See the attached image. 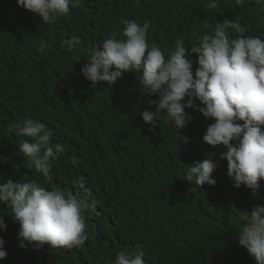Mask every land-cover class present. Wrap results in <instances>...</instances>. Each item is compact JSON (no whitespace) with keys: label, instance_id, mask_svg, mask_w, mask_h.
<instances>
[{"label":"trees","instance_id":"16d2710c","mask_svg":"<svg viewBox=\"0 0 264 264\" xmlns=\"http://www.w3.org/2000/svg\"><path fill=\"white\" fill-rule=\"evenodd\" d=\"M205 5L206 0H81L67 16L46 24L17 0H0V183L36 181L83 198L74 181L84 177L97 201L84 210L87 241L71 249L19 247L20 226L0 203L7 225L0 237L8 253L0 264H114L119 251L137 244L145 250L146 264H257L237 235L240 213L264 203V180L258 198L244 186L234 187L227 161L219 159L227 149L203 142L213 121L190 108L186 112L194 119L184 129L165 123L163 112L157 124H146L140 113L156 112L152 101L158 96L140 94V73L96 87L81 73L103 40L112 33L123 39L125 19L148 21V43L166 57L177 39L190 49L212 30L207 24L214 29L226 18H239L248 35L264 39V10L255 0L244 5L219 0L211 11ZM73 36L81 43L69 51ZM42 40L49 46L40 52ZM24 118L45 123L53 131L52 143L65 147L53 163L51 180L27 168L18 145L26 137L5 132ZM215 155V186L185 180L191 164Z\"/></svg>","mask_w":264,"mask_h":264},{"label":"clouds","instance_id":"9594fccd","mask_svg":"<svg viewBox=\"0 0 264 264\" xmlns=\"http://www.w3.org/2000/svg\"><path fill=\"white\" fill-rule=\"evenodd\" d=\"M81 0H17L18 6L37 14L44 23L55 24L58 17L67 16L70 6L76 8ZM244 5L246 0H235ZM219 0H206L211 11ZM264 10V0H255ZM123 39L112 33L85 60L81 73L96 87L101 82L115 85L125 73H140L137 90L142 96H158L152 103L157 111L145 110L146 124L155 125L163 112L165 123L184 129L194 117L186 109L194 108L207 120H212L203 135V142L213 148L223 146L219 154L227 161L228 176L234 187L251 190L259 197L260 181L264 180V39L248 35V28L240 19L217 22L190 49L183 38L166 57L155 43H148L150 24L143 25L125 19ZM231 30V34L229 32ZM81 43L73 36L68 50ZM43 40L39 51L46 47ZM198 54L193 60L192 54ZM197 67L193 72V64ZM197 101L199 103H197ZM5 132L26 137L19 143V153L25 157L27 168L51 180L54 161L65 151L60 143H52L53 131L45 123L24 118L11 124ZM215 158H205L191 164L185 180L202 187L215 186L213 178L218 168ZM84 193L74 195L70 190H49L36 181L14 182L8 178L0 183V203L8 205V214L19 224V247L33 244L37 249L48 245L52 249L80 247L88 239L84 210L97 204L84 177L74 181ZM90 201V203L88 202ZM242 222L238 236L240 246L247 249L257 264H264V203L251 211L240 213ZM0 230L7 225L0 215ZM5 240L0 237V260L7 258ZM145 250L137 244L132 250H121L114 264H146Z\"/></svg>","mask_w":264,"mask_h":264}]
</instances>
